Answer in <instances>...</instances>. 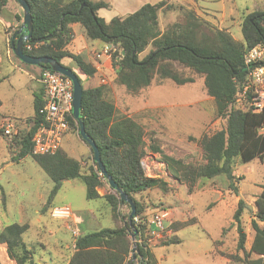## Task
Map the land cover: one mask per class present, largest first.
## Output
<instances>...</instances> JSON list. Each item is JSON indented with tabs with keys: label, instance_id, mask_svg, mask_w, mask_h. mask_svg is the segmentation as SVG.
<instances>
[{
	"label": "trees",
	"instance_id": "trees-1",
	"mask_svg": "<svg viewBox=\"0 0 264 264\" xmlns=\"http://www.w3.org/2000/svg\"><path fill=\"white\" fill-rule=\"evenodd\" d=\"M10 0H0V10L8 6ZM17 2V0H14ZM34 21L32 42L25 43L24 51L34 57H51L71 68L83 85V101L80 119L73 113L69 117L71 130L80 131V122L87 134L95 141L107 172L120 189L136 202V217L141 224L137 230V258L141 264H157V259L146 245L149 220L145 204L138 196L152 189L168 190L167 183L159 178H149L142 160L146 155L147 143L142 125L134 119L119 115L115 104L108 98L109 88L86 82L96 76L100 59L87 61L83 56L69 50L74 39L72 24H80L88 39L98 42L102 48L116 46L118 52L112 56L116 69L117 85L131 95H139L158 78L170 80L177 86L194 82V75L205 78L208 95L214 99L217 118L224 119L223 129L212 134H203L198 140L202 157L197 164H185L182 160L164 156L169 171L185 184L189 193L196 190L198 183L221 179L229 190L238 194L236 169L257 159L264 164V112L238 106L239 93L248 80V68L244 63L245 54L253 47L264 44V10L255 11L243 18L241 24L243 40L237 41L226 30H220L199 17L192 8L178 5L170 0L156 4H145L136 12L125 17H114L106 21L99 16L102 9L110 10L112 5L106 0H27ZM18 3V2H17ZM178 12L175 22L162 32L160 14ZM18 21L23 17L18 15ZM18 37V36H17ZM16 42V40H15ZM30 47V48H29ZM12 54L16 60L18 57ZM144 58L141 55L146 53ZM69 60L72 66L64 63ZM23 63V62H21ZM25 64V63H23ZM42 70H52L49 65ZM187 72V73H186ZM45 104V93L35 95L34 115L25 128L18 125L17 132L7 136L3 128L0 132L9 149L16 155L13 162L32 157L39 167L54 182V187L42 213L52 210V200L64 181L78 180L86 187L89 201L105 199L111 210L113 226L74 239L73 253L68 264H134L132 257L133 229L129 222L131 206L121 200L118 192L102 196L99 188L103 185L100 170L94 166L83 170L82 162L73 158L63 144L54 155H33V137L41 123L40 111ZM2 101L0 100V107ZM80 135V134H79ZM155 153L162 151L154 146ZM126 206L124 214L121 208ZM256 214L251 221L254 236L248 249L247 233L242 225L245 210L243 200L239 201L233 217L232 227H236L238 238L235 254L219 253L234 263L264 264V185L256 200ZM194 218L185 222H165L161 238L162 246L180 245L178 233L192 225L199 224ZM28 223L4 226L0 230V246L4 247L13 264H45L36 261L35 250L25 241L29 231ZM213 255H217V241H213ZM1 264V262H0Z\"/></svg>",
	"mask_w": 264,
	"mask_h": 264
},
{
	"label": "rangeland",
	"instance_id": "rangeland-1",
	"mask_svg": "<svg viewBox=\"0 0 264 264\" xmlns=\"http://www.w3.org/2000/svg\"><path fill=\"white\" fill-rule=\"evenodd\" d=\"M111 3V0H106ZM156 4L161 0H135ZM180 5H187L193 0H170ZM18 14L23 17L19 3L11 0ZM197 2L217 16L222 14V4L226 14L234 12L232 18L225 19L224 27H229L233 37L243 40L241 24L243 17L264 8V0H197ZM132 3V2H131ZM10 11V12H9ZM9 19L14 20V9L5 10ZM103 17L121 15L116 11H105ZM123 15V14H122ZM178 12L172 11L160 15V26L174 22ZM6 24V20L4 21ZM14 26L6 27L7 33H13ZM9 35V34H8ZM5 32L0 24V53L5 51ZM141 55L144 58L147 53ZM14 57V56H13ZM65 64L72 66L69 60ZM35 68V67H31ZM187 73V72H186ZM100 79V78H99ZM106 83L100 81V86L109 88L108 98L115 104L119 115L128 116L138 122L145 131L147 143L146 155L142 164L149 178H159L167 183V191L155 188L137 198L147 208L148 219L157 213L166 211L169 216L166 222L178 223L197 218L199 224L189 226L178 233L182 244L156 248L158 258L168 256V261L162 264H240L230 261L219 253L235 254L238 233L232 227L233 217L240 200L245 203L242 215V225L247 233L246 246L249 249L254 236L251 221L257 208L256 200L264 185V164L257 159L241 165L236 169L238 194L229 190L221 179L198 183L196 190L189 193L187 186L169 171L164 156L182 160L185 164H197L201 161V151L197 140L203 134H212L225 127L226 121L217 118L214 99L208 95L205 78L194 75V82L177 86L170 80L160 81L158 78L139 95H131L122 86L116 84V69L106 78ZM102 80V79H101ZM32 87L35 83L30 76L6 62L0 74V119L28 118L34 115ZM241 106L238 103V106ZM9 118V119H10ZM0 125V130H1ZM64 141V148L75 159L82 162L83 170L94 166L90 147L82 140L77 131L71 130ZM158 147L162 154L155 153L152 147ZM16 155L0 132V230L14 223L30 225L24 235L25 241L35 250L36 261L60 262L68 255L67 246H71L74 236L69 227L75 224L55 220L51 214L56 207L70 205L73 210L74 222L82 234H88L103 228L113 226L111 210L107 201H89L86 198V187L78 180L64 181L61 189L52 200V210L42 213L54 187V182L39 167L32 157L20 162H13ZM99 188L104 196L112 193V188L105 179ZM121 211L126 214L128 208ZM64 221V220H63ZM50 232L55 233L50 235ZM55 237L63 239L66 250L59 253ZM147 240V239H146ZM213 241H217V255L214 256ZM133 244L136 241H132ZM161 244V238L152 240L148 247ZM2 248V246H0ZM61 250V249H60ZM1 264H13L0 250Z\"/></svg>",
	"mask_w": 264,
	"mask_h": 264
},
{
	"label": "built area",
	"instance_id": "built-area-1",
	"mask_svg": "<svg viewBox=\"0 0 264 264\" xmlns=\"http://www.w3.org/2000/svg\"><path fill=\"white\" fill-rule=\"evenodd\" d=\"M116 52V46L106 45L96 53V58L112 57ZM244 63L248 68V80L239 93L237 102L255 113L264 112V44L250 49L245 54ZM39 82L45 93V104L40 111L41 123L33 137V155H54L71 129L69 117L73 113L74 86L70 78L48 69L42 70ZM101 82L106 83V80L103 78ZM2 128L7 136H12L16 130L11 121L5 122ZM260 133L264 134V127L260 129ZM100 176L102 177L101 173ZM51 214L57 220L70 222L73 219L70 206L56 207ZM168 216V212L163 211L145 221L149 226L146 232L147 246L152 240L163 237ZM135 224H141L138 217L135 218ZM69 229L74 239L80 235L77 228Z\"/></svg>",
	"mask_w": 264,
	"mask_h": 264
},
{
	"label": "crops",
	"instance_id": "crops-1",
	"mask_svg": "<svg viewBox=\"0 0 264 264\" xmlns=\"http://www.w3.org/2000/svg\"><path fill=\"white\" fill-rule=\"evenodd\" d=\"M161 1H163V0H161ZM145 4H152V3H149V1L140 2V3L138 2L137 3L135 0H111L112 8L110 10L102 9V10L99 11L98 14H99L100 17L104 18L106 21H110L114 17L113 18L112 17H110V18L103 17V16H105L103 14V13H105V11H107V12L108 11H116V12L118 11V12L121 13V15H117L115 17H125V16H127L129 14H132V13L136 12L138 9H140ZM176 4H178V3H176ZM178 5H180V4H178ZM183 6H186V7L194 9L196 11L197 15L199 17H201L203 20H205L206 22H208L210 25H212L213 27H215L217 29H220V30H226L227 32H229L232 35L229 27L225 28L224 25H225V19L227 17L232 18L234 16V12H233V10H231L229 12V14H226V12H225L226 11V7H225L224 4H222V7H221L222 14H221L220 17L217 16L216 14H214V13L208 12L209 10L205 9L204 7H201V5L197 2V0L188 1V4L187 5H183ZM11 9H14V11L16 12V14L13 15L14 18H15V21L9 19V17H8L9 14L10 15L12 14V13H9L10 11L8 13L4 12L5 10H11ZM259 10H264V8L263 9L262 8L258 9L256 11H259ZM161 14H163V13H161ZM18 15L19 14H18L17 8L13 6L11 0L9 1V4H8L7 7H5L2 10H0V24H1L2 28L4 29V32H5V35H6V37H5V51H3V53H0V74L2 72L3 66L5 65V59H6L7 63H9L10 65L14 66L15 68L23 71L27 75H29L31 80L35 83V87L31 88L32 89V94H33V107H34L35 95L42 92V86H41V84L39 82V78H40L42 69L40 67H38V66H31V65L23 64V63L19 62L18 60H16L13 57V54H12V51H11L12 50L13 36L16 35V39L15 40L17 41V39L19 37V35H17V33L21 30L22 24H23V22L20 23L18 21V19H17ZM164 15H167V14H164ZM5 20L7 21L6 24L4 22ZM159 21H160V18H159ZM171 23H173V22H171ZM171 23H168L163 28L160 26V29L162 30V32ZM8 25H10V26L12 25V26L16 27V28L13 29V31H14L13 33H7L6 27ZM71 28L74 31V39H73L71 45L69 46V50L72 53H74V54L83 56L87 61H91V62L95 61L96 53L99 52L102 49V45L100 43H98V42H94V41H91L90 39H88L86 34H85V32H84V29L82 28V26L80 24H78V23L72 24ZM31 67H35V68H31ZM97 69H98V72L96 73V76L94 78L90 79L89 81H87L86 82V86L89 85V84H92V85H95V86H99L101 79L106 78L109 74H111L112 72L115 71V67L113 66V62H112V57H105V56L102 57L100 59V64L97 65ZM31 117H33V116H31ZM31 117H28V118L27 117L26 118L18 117V118H16V121H14L15 122L14 123L15 124V128H16L15 132H17V130H18L16 125H18L20 128H25L27 126L28 119H30ZM9 118H8V120H6L4 118L0 119L1 127L7 121H11L12 122L14 117H11L10 119ZM64 141H65V139H64ZM64 141H63V147H64ZM65 206H70V205H65ZM73 218H74V216H73ZM55 220H57V219H55ZM58 221L65 222L63 220H58ZM71 222L73 224H75V227L81 233V229H80L79 225L74 222V219H72ZM49 234L50 235H54L55 233L49 231ZM58 242L60 243V245H58L59 249L56 250V251L59 252V253H63L66 250V246L64 244L65 241L63 239H61V238L55 237L54 244H56ZM158 247H164V246H162V245L157 246V244H153V246H150L151 252L154 254L155 258L157 259V264H162V262H166L167 263L168 258H169L168 256H164V257L158 258L157 255L155 254L154 250L156 248H158ZM73 248H74V239L72 237L71 246H67V249L69 250L68 255L65 256L63 258V260L60 261V262L50 261V262H45V264H68V260H69L70 256L73 253ZM0 250H1V252L5 253V255L7 256V253H6V250H5L4 247L0 248ZM7 259L9 260L8 256H7ZM133 261H134V264H141V259L140 258H137L136 260L133 259Z\"/></svg>",
	"mask_w": 264,
	"mask_h": 264
},
{
	"label": "water",
	"instance_id": "water-1",
	"mask_svg": "<svg viewBox=\"0 0 264 264\" xmlns=\"http://www.w3.org/2000/svg\"><path fill=\"white\" fill-rule=\"evenodd\" d=\"M19 5L23 10V24L21 30L17 33L19 35L17 41L15 42L16 35L13 36L12 41V50L14 54L18 57V59L31 66H45L49 65L51 69L57 73H60L68 78H70L73 82L74 86V101H73V115L76 120L80 119L82 101H83V85L78 77V75L69 67L64 66L62 63L51 57H34L25 53L24 46L27 42H32L33 35V26L34 21L31 15V8L27 0H17ZM79 134L82 140L93 150L94 153V161L97 163L98 169L101 172V175L104 177L108 185L116 192L119 193L121 200L125 203H128L131 206V214L129 216V222L133 229V234L131 236L132 241H136L137 230L134 225L136 218V202L123 190L120 189L119 185L113 179V177L107 172L100 155V151L95 143V141L87 134L85 126L82 122H80V131ZM137 246L136 243L133 244L132 248V257L134 260L137 259ZM139 258L142 257L139 255Z\"/></svg>",
	"mask_w": 264,
	"mask_h": 264
}]
</instances>
